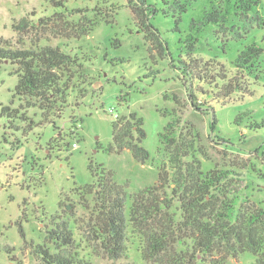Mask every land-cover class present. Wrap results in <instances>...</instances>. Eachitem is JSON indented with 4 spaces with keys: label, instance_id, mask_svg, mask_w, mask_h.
<instances>
[{
    "label": "rangeland",
    "instance_id": "374dc122",
    "mask_svg": "<svg viewBox=\"0 0 264 264\" xmlns=\"http://www.w3.org/2000/svg\"><path fill=\"white\" fill-rule=\"evenodd\" d=\"M256 1L246 9L250 0H145L148 23L157 29L153 42L126 0H0V46H59L79 59L84 75L63 114L51 118L54 124L44 123L34 109L26 111L27 122L0 120V264H44L38 247L59 252L50 233L66 224L75 243L62 249L65 254L79 252L93 264H153L130 244L119 259L101 256L91 239V211L79 195L102 168L127 184L130 196L156 185L159 167L168 161L160 138L168 124L176 137L196 136L205 171H233L232 189L264 209V0ZM84 17H98V25L88 36L73 38ZM23 18L35 24L19 32L14 26ZM198 31V42L187 41ZM253 44L262 53L257 68L247 69V90L224 101L197 80L194 65L192 79L180 64L193 53L201 64L215 58L233 71L240 52ZM16 70L0 62V108L13 101ZM23 103L16 97L14 109ZM131 112L144 122L146 164L129 151H108L113 123ZM82 237L86 242L79 243ZM254 261L245 253L227 264Z\"/></svg>",
    "mask_w": 264,
    "mask_h": 264
},
{
    "label": "trees",
    "instance_id": "16d2710c",
    "mask_svg": "<svg viewBox=\"0 0 264 264\" xmlns=\"http://www.w3.org/2000/svg\"><path fill=\"white\" fill-rule=\"evenodd\" d=\"M126 1L142 30L157 42V29L148 23L145 0ZM256 2L250 0L246 9H251ZM61 4L56 2V5ZM63 16L56 14L53 18ZM46 20L52 21L51 18ZM98 21V17L81 19L73 38L88 36ZM34 24L23 18L14 28L20 32ZM199 34L198 31L195 38L188 36L187 41L192 39L195 44ZM261 53L256 44L246 47L232 63L233 71L215 58L201 64L193 53L180 64L192 79L194 65L199 71L197 80L216 90L213 92L215 100L224 101L234 92L247 90L243 88L250 78L247 69L257 68ZM0 62L17 66L19 76L11 105L0 108V120L6 118L10 122L17 119L27 122L26 111L34 109L40 112L44 123L54 124L51 118L63 114L70 92L84 76L79 71L82 67L79 59L59 46L27 50L0 46ZM16 97L24 103L14 109ZM197 100L194 99L193 104L200 109ZM143 126L142 118L136 113L117 117L113 123V143L108 151L118 155L129 151L139 163H148L150 153L143 146L146 139ZM160 138L168 161L159 167L156 185L130 196L127 184L117 182L113 171L102 168L100 173L94 172L93 184L80 189L83 206L91 211L90 233L98 253L119 259L128 252L130 244L137 246L143 259L153 264H227L231 258H240L245 253L255 257L252 264H264V209L232 189L229 181L236 173L218 168L205 171L202 160L197 157L196 136L189 133V137H176L173 124L166 126ZM50 236L52 244L61 250L52 252L50 247L39 246L38 254L44 264H93L79 252H62L64 247L75 243L68 224L63 228L57 225ZM82 242H86L83 237L79 243Z\"/></svg>",
    "mask_w": 264,
    "mask_h": 264
},
{
    "label": "built area",
    "instance_id": "2783aa9c",
    "mask_svg": "<svg viewBox=\"0 0 264 264\" xmlns=\"http://www.w3.org/2000/svg\"><path fill=\"white\" fill-rule=\"evenodd\" d=\"M73 149H78V145L76 143L73 144Z\"/></svg>",
    "mask_w": 264,
    "mask_h": 264
}]
</instances>
